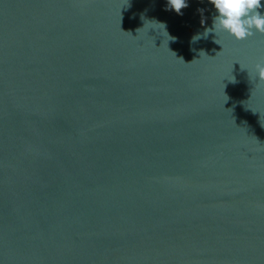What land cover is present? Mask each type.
<instances>
[{
	"label": "water",
	"instance_id": "95a60500",
	"mask_svg": "<svg viewBox=\"0 0 264 264\" xmlns=\"http://www.w3.org/2000/svg\"><path fill=\"white\" fill-rule=\"evenodd\" d=\"M186 2L0 0V264H264V34Z\"/></svg>",
	"mask_w": 264,
	"mask_h": 264
},
{
	"label": "clouds",
	"instance_id": "9594fccd",
	"mask_svg": "<svg viewBox=\"0 0 264 264\" xmlns=\"http://www.w3.org/2000/svg\"><path fill=\"white\" fill-rule=\"evenodd\" d=\"M218 13L213 17L212 27L204 33H227L237 41H245L256 33L264 34V0H209ZM168 8L182 15V10L188 7L186 0H167ZM203 12V10H200ZM207 34V35H206ZM201 37L192 38L195 43ZM259 82H264V61L255 66Z\"/></svg>",
	"mask_w": 264,
	"mask_h": 264
}]
</instances>
